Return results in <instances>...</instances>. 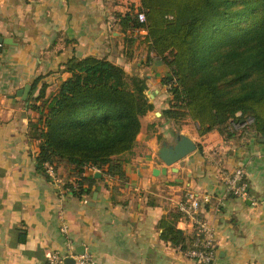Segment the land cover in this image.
Wrapping results in <instances>:
<instances>
[{
    "label": "crops",
    "instance_id": "crops-1",
    "mask_svg": "<svg viewBox=\"0 0 264 264\" xmlns=\"http://www.w3.org/2000/svg\"><path fill=\"white\" fill-rule=\"evenodd\" d=\"M139 6L140 0H0V34L14 39L0 51V264H48L53 250L67 251L69 238L96 264H196L166 235L171 227L184 235L196 229L176 205L187 187L210 194L201 215L215 229L212 264H264L263 134L248 125L232 128L234 134L217 128L201 134L196 121L176 128L164 112L172 98L162 81L167 64L145 35L130 41L110 19ZM72 55L122 65L144 79L154 105L141 117L132 150L121 155L124 174L109 173L107 164L87 168L90 192L82 196L62 187L76 179L70 166L62 164L53 176L39 168V140L30 135L31 122L42 114V85L51 95L69 75L64 63ZM27 83L24 99L17 91ZM179 133L197 148L167 165L158 150ZM238 166L247 174L250 197L227 193L220 170Z\"/></svg>",
    "mask_w": 264,
    "mask_h": 264
},
{
    "label": "trees",
    "instance_id": "trees-1",
    "mask_svg": "<svg viewBox=\"0 0 264 264\" xmlns=\"http://www.w3.org/2000/svg\"><path fill=\"white\" fill-rule=\"evenodd\" d=\"M140 1L145 21L131 10L116 12V20L130 41L128 31L144 26L143 40L167 64L162 81L172 98L165 114L189 116L201 134L214 128L234 134L230 121L252 117L249 131L264 135V0ZM64 66L69 75L51 95L45 84L40 89L42 114L30 135L39 140V168L46 172L45 161L56 171L70 166L76 179H66L63 188L82 196L90 192L89 165L124 174L121 155L132 150L141 117L154 105L144 79L107 57L72 55ZM166 233L188 249L196 229Z\"/></svg>",
    "mask_w": 264,
    "mask_h": 264
},
{
    "label": "built area",
    "instance_id": "built-area-1",
    "mask_svg": "<svg viewBox=\"0 0 264 264\" xmlns=\"http://www.w3.org/2000/svg\"><path fill=\"white\" fill-rule=\"evenodd\" d=\"M138 19L140 21L146 20V14L143 9L136 10ZM111 20H116L117 15L112 13L110 15ZM132 36H139L140 34L145 35L147 29L144 26H136L131 28ZM169 87V85H166ZM253 118L248 117L244 121L232 120V124L237 128V126H247L252 122ZM233 128V127H232ZM45 169L49 175H55L56 169L54 164L50 161L44 162ZM87 168L93 170H101V167L97 165H89ZM221 174L226 185L227 193L229 195L238 196L242 198L250 197L249 189L250 182L247 178V174L243 167L238 166L232 169L221 168ZM66 180L62 183L64 184ZM62 184V185H63ZM63 187V186H62ZM65 189V188H64ZM210 200V194L207 192L200 193L192 187H187L179 200L177 201V209L184 215L191 218L196 227V235L194 237L192 246L185 250L188 257L193 259L196 264H212L217 256L216 247V237L215 229L210 225L201 215V208L204 202ZM62 230L68 233V225L64 223L62 225ZM67 256H72L75 259V264H96L93 256L89 253H79L75 250L72 245V241L68 239V249L67 251L53 250L49 256L48 264H65L64 259Z\"/></svg>",
    "mask_w": 264,
    "mask_h": 264
},
{
    "label": "water",
    "instance_id": "water-1",
    "mask_svg": "<svg viewBox=\"0 0 264 264\" xmlns=\"http://www.w3.org/2000/svg\"><path fill=\"white\" fill-rule=\"evenodd\" d=\"M14 39L12 36H5L0 34V51L3 48L4 44L13 43ZM31 83H27L24 87L20 88L17 93L21 95L24 99L28 97V94L31 89ZM261 139L264 140V135H261ZM197 148L196 141L189 135L185 133H179L177 139L174 143L163 142L158 150L159 157L167 164L171 165L183 158L187 154L191 153ZM166 171V167H156V172ZM79 253L85 252L84 245H79L77 248ZM65 264H75V259L72 256H67L64 259Z\"/></svg>",
    "mask_w": 264,
    "mask_h": 264
},
{
    "label": "rangeland",
    "instance_id": "rangeland-1",
    "mask_svg": "<svg viewBox=\"0 0 264 264\" xmlns=\"http://www.w3.org/2000/svg\"><path fill=\"white\" fill-rule=\"evenodd\" d=\"M135 8H132L131 11L132 12H135ZM138 9H142L140 6L138 7ZM175 125H176V128H180L181 124H184V123H191V124H194L195 120L191 119L189 116L185 115V116H180L178 119H175ZM197 122V121H196ZM251 123V122H250ZM249 123V124H250ZM197 124V123H196ZM229 124L232 125V127L234 128L235 126L232 124V122L230 121ZM247 124V125H249ZM240 127L242 126H237V128L241 129ZM173 141H175V139H172Z\"/></svg>",
    "mask_w": 264,
    "mask_h": 264
}]
</instances>
